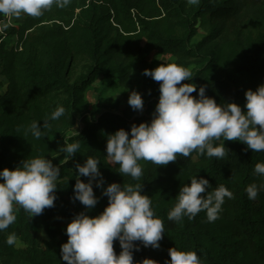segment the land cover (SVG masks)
I'll return each instance as SVG.
<instances>
[{
	"label": "trees",
	"instance_id": "1",
	"mask_svg": "<svg viewBox=\"0 0 264 264\" xmlns=\"http://www.w3.org/2000/svg\"><path fill=\"white\" fill-rule=\"evenodd\" d=\"M0 21L7 19L0 15ZM199 25L208 33L193 42ZM3 32L0 74L7 86L0 94V170L44 156L61 168V177L54 207L31 217L16 206V221L0 231V264H66L60 255L68 239L65 229L76 214L85 211V206L71 199L75 163H83L88 156L101 161L104 187L112 182L142 184V193L151 197L156 215L164 221L161 247L141 245L134 261L152 258L164 264L170 260L168 249L176 247L195 251L203 264H264V191L255 200L245 191L251 183H264V177L254 173L255 164L264 162V151L226 140L227 155L222 159L193 152L189 157L178 155L166 166L140 161L139 181L121 175L119 166L106 157L107 134L130 130L133 123L152 118L160 82L143 75L144 69L164 62L181 64L194 75L181 83L206 85V94L218 104L235 102L243 109L245 92L264 84V0H198L196 4L188 0H70L40 17L23 15L20 24ZM3 36L14 40L9 45ZM81 58L90 64L70 81V67ZM134 65L142 74L136 90L144 100L142 111L133 110L129 103L119 109L114 100L105 109L89 103L87 91L100 76L108 78L109 84L130 87ZM58 105L64 107V115L49 119ZM77 120L82 129L67 138L69 143L79 141L81 148L66 163L59 147L64 132ZM34 121L41 125L47 121L40 139L27 131ZM193 176L207 178L213 188L225 185L233 197L225 199L214 222H208L204 211L191 219L168 220L181 185L190 183ZM81 179L87 182V177ZM98 189L94 187L99 202L89 212L93 216L108 203ZM13 232L17 241L8 245L6 238ZM113 247L118 255L119 242L114 241Z\"/></svg>",
	"mask_w": 264,
	"mask_h": 264
},
{
	"label": "clouds",
	"instance_id": "2",
	"mask_svg": "<svg viewBox=\"0 0 264 264\" xmlns=\"http://www.w3.org/2000/svg\"><path fill=\"white\" fill-rule=\"evenodd\" d=\"M70 0H0V15L8 23L0 21V31L7 28L12 19L22 15L40 17L54 6L65 7ZM190 4L198 0H188ZM143 75L160 82L159 99L150 122L133 123L130 130L120 128L107 134L106 157L123 176L139 181L143 175L140 161H150L166 166L179 156L189 157L193 152L207 157L222 159L227 155L224 141H239L255 152L264 151V84L245 92L242 106L235 102L217 103L206 94V85L191 80L190 68L178 63H162L154 69H144ZM197 95L193 96L192 93ZM128 103L133 110L142 111L144 100L139 91L130 92ZM246 109V111L244 110ZM65 109L58 105L49 119L57 120ZM39 121H34L28 132L35 139L42 137ZM74 134H79L77 131ZM223 139V143L213 141ZM64 143L59 150L65 154V162L80 150L79 141ZM228 150V149H227ZM99 158L88 156L83 163L76 162V178L73 186V202L79 201L85 211L76 214L65 229L67 242L61 245L60 255L66 264H160L152 258L134 261V252L143 247L159 249L165 234L164 221L152 207V199L142 193L140 183L106 181L100 170ZM254 173L264 177V162L255 164ZM61 168L51 159L37 156L23 160L13 169L0 170V231L8 229L16 221L17 205L31 217L41 215L46 208L55 206ZM87 177V182L81 179ZM102 189L107 205L98 215L89 212L99 202L94 192ZM250 200H255L264 183H251L245 189ZM204 194V195H202ZM233 193L223 184L213 188L203 176H193L190 183L181 185L175 197L176 203L167 213L170 221L190 219L204 211L208 222L219 218L225 199ZM17 241L16 234L6 238L8 245ZM114 241L121 251L117 255ZM139 242V243H136ZM170 260L164 264H203L195 251H183L176 247L168 249Z\"/></svg>",
	"mask_w": 264,
	"mask_h": 264
},
{
	"label": "rangeland",
	"instance_id": "3",
	"mask_svg": "<svg viewBox=\"0 0 264 264\" xmlns=\"http://www.w3.org/2000/svg\"><path fill=\"white\" fill-rule=\"evenodd\" d=\"M18 19L19 18H14L12 19V21L14 23H17L15 20ZM207 33L208 29L203 25H199L197 29V34L193 37V42L199 41ZM89 64L90 61L84 58L74 61L70 67V81H72L79 74L84 73ZM141 77L142 74L139 72L137 65H134L132 69L133 83L130 87H124L117 83L109 84L110 80L108 78L100 76L89 87L86 98L88 99L89 103L98 104L102 107V109H105L106 105L110 101H118L119 109H122L128 103L130 92L132 90H137V88L140 86ZM82 126V123L77 120L72 128L64 132L63 137L73 135L76 131L79 132L82 129ZM98 192L102 194V189L99 188Z\"/></svg>",
	"mask_w": 264,
	"mask_h": 264
},
{
	"label": "crops",
	"instance_id": "4",
	"mask_svg": "<svg viewBox=\"0 0 264 264\" xmlns=\"http://www.w3.org/2000/svg\"><path fill=\"white\" fill-rule=\"evenodd\" d=\"M22 19H23V15L18 19V20H15L17 23H14L13 21H11V23L9 24V26H16L18 24H20L22 22ZM5 23H8V20L5 22ZM5 29V28H4ZM4 32L3 31H0V35H2ZM6 38V40L8 41L9 45L13 42L14 38H11V37H5L3 36V39ZM6 86H7V81L6 79L0 74V94H2L5 89H6Z\"/></svg>",
	"mask_w": 264,
	"mask_h": 264
},
{
	"label": "built area",
	"instance_id": "5",
	"mask_svg": "<svg viewBox=\"0 0 264 264\" xmlns=\"http://www.w3.org/2000/svg\"><path fill=\"white\" fill-rule=\"evenodd\" d=\"M0 65H1V56H0Z\"/></svg>",
	"mask_w": 264,
	"mask_h": 264
}]
</instances>
